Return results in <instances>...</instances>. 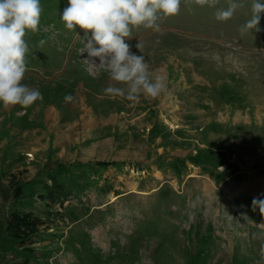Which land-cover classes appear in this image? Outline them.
Masks as SVG:
<instances>
[{"label": "rangeland", "instance_id": "obj_1", "mask_svg": "<svg viewBox=\"0 0 264 264\" xmlns=\"http://www.w3.org/2000/svg\"><path fill=\"white\" fill-rule=\"evenodd\" d=\"M242 2L221 22L182 0L159 32L133 29L126 42L144 44L167 91L131 106L103 94L116 82L83 60L84 30L60 19L68 0H40L22 83L43 99L0 104V264H257L264 13L241 36Z\"/></svg>", "mask_w": 264, "mask_h": 264}, {"label": "clouds", "instance_id": "obj_2", "mask_svg": "<svg viewBox=\"0 0 264 264\" xmlns=\"http://www.w3.org/2000/svg\"><path fill=\"white\" fill-rule=\"evenodd\" d=\"M219 2L183 0L189 11L193 5L216 9L215 19L221 22L231 19L237 9L244 7L242 0H227L226 7H218ZM181 5L182 0H68L60 19L69 31H76L77 26L84 30L80 53L87 52L88 58L83 60L103 69L116 82L105 87L103 94L126 99L135 106L142 95L155 99L165 93L167 83L164 77L150 70L143 54L144 44L140 40L136 43L135 48L141 53L137 55L126 38L131 39L133 29L140 26L159 32L161 22L178 15ZM261 13H264V3L252 0L250 18L239 27L241 36L253 30L261 31ZM41 14L40 0H0V104L4 109L16 105L27 108L43 99L38 88L22 83L27 71L26 54L30 51L25 36L28 30L39 31ZM45 42L42 39L39 45L42 47ZM92 58H98L99 63ZM64 99L72 102L74 97L66 95ZM257 208L264 216V199H252V211ZM253 239L261 241L257 264H264V229L254 233Z\"/></svg>", "mask_w": 264, "mask_h": 264}, {"label": "trees", "instance_id": "obj_3", "mask_svg": "<svg viewBox=\"0 0 264 264\" xmlns=\"http://www.w3.org/2000/svg\"><path fill=\"white\" fill-rule=\"evenodd\" d=\"M21 219H19V218H14L13 216H12V219L10 220V223H12L14 226H10V228H12L14 231H17V226L19 227L20 225H19V223H24L25 221H20Z\"/></svg>", "mask_w": 264, "mask_h": 264}, {"label": "bare ground", "instance_id": "obj_4", "mask_svg": "<svg viewBox=\"0 0 264 264\" xmlns=\"http://www.w3.org/2000/svg\"><path fill=\"white\" fill-rule=\"evenodd\" d=\"M155 38V37H154ZM97 47H98V45H97Z\"/></svg>", "mask_w": 264, "mask_h": 264}]
</instances>
